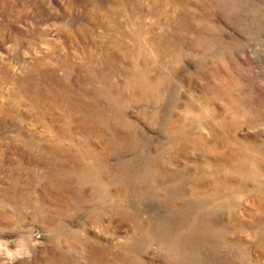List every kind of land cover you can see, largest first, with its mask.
Instances as JSON below:
<instances>
[{
    "label": "rangeland",
    "instance_id": "1",
    "mask_svg": "<svg viewBox=\"0 0 264 264\" xmlns=\"http://www.w3.org/2000/svg\"><path fill=\"white\" fill-rule=\"evenodd\" d=\"M0 264H264V0H0Z\"/></svg>",
    "mask_w": 264,
    "mask_h": 264
}]
</instances>
